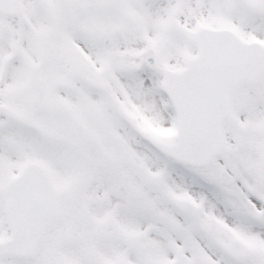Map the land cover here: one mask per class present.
Listing matches in <instances>:
<instances>
[{
	"label": "snow or ice",
	"instance_id": "snow-or-ice-1",
	"mask_svg": "<svg viewBox=\"0 0 264 264\" xmlns=\"http://www.w3.org/2000/svg\"><path fill=\"white\" fill-rule=\"evenodd\" d=\"M0 264H264V0H0Z\"/></svg>",
	"mask_w": 264,
	"mask_h": 264
}]
</instances>
